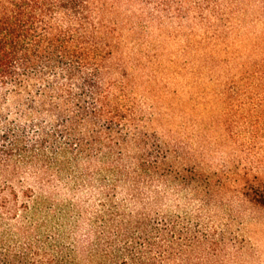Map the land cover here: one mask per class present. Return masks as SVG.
Listing matches in <instances>:
<instances>
[{"label":"trees","instance_id":"16d2710c","mask_svg":"<svg viewBox=\"0 0 264 264\" xmlns=\"http://www.w3.org/2000/svg\"><path fill=\"white\" fill-rule=\"evenodd\" d=\"M166 12L231 34L171 52ZM225 54L226 84H171ZM263 167L264 0H0V264L229 262L212 206L264 208Z\"/></svg>","mask_w":264,"mask_h":264},{"label":"rangeland","instance_id":"374dc122","mask_svg":"<svg viewBox=\"0 0 264 264\" xmlns=\"http://www.w3.org/2000/svg\"><path fill=\"white\" fill-rule=\"evenodd\" d=\"M168 13V17L166 16ZM163 17V21L161 23V28L158 31H155L156 35L162 36L161 38L165 41L169 42L168 48L171 52L177 51L180 47L184 46L186 42L194 41L199 42L203 39H220L226 40L231 32H226V23L220 22L217 32H215L212 28L207 30L203 27L202 24L199 23V19H194V14L191 13L189 16L183 14L182 16L177 17H169V12H166ZM123 15H120L122 18ZM254 28L251 26L250 33H256L257 30H253ZM126 33V30H124ZM219 37V38H218ZM128 38V37H127ZM131 40V38H129ZM206 47V44H202L201 48ZM124 52L130 53L129 48L126 50L123 48ZM132 59L134 58L133 54ZM225 62L217 61L215 58L210 59L205 62L207 64L200 70L201 74L198 78H193L189 75H186L181 80H172L171 84H226V54ZM202 109L196 110L194 114V118L196 119V124L201 126L202 128H209V120L210 117H214V114H209L205 116L207 117V121L202 118H197L201 113ZM207 129L203 132V134L198 133V145H204L205 139L207 137H213L214 134L209 132L207 134ZM226 144V140L224 141ZM227 154H232L230 150L227 151ZM233 156V155H232ZM219 157V156H217ZM238 163V162H235ZM236 165V164H234ZM235 167V166H234ZM232 167V169H234ZM260 173L264 176V167L261 169ZM260 178V176H258ZM261 180V178H260ZM99 190L89 191V192H80L78 202L81 204V211L84 209H88V211H82L83 217L87 215L88 220L92 219L95 221L97 210H102L106 205L107 200L106 197L100 193ZM225 199L223 203V208H221V202L215 201L212 207V211L210 216L212 217L214 228H218L217 230H226V237L228 239L234 238L236 246H239L242 251L241 253L234 257L233 260L227 262L226 259L222 262V264H264V208H258L251 205L241 206L236 201V197H233V193L229 192L226 196L224 193ZM120 195L114 196L112 198V202L119 203L121 201ZM110 198V197H109ZM23 201H27L26 198H21ZM57 204H68L69 200H71L70 195H62L58 196L56 199ZM221 201V200H220ZM75 202V201H74ZM72 202V203H74ZM184 200L180 202V204H184ZM165 210L168 214H180L181 211L176 209L175 204L172 201V198L169 196L167 201L165 202ZM139 209V206H138ZM230 214L232 217L229 218ZM72 218V217H70ZM89 224V223H88ZM87 222L80 223L79 230H76L77 235L86 233L89 225ZM54 222L48 221L49 229L54 227ZM97 264V263H96Z\"/></svg>","mask_w":264,"mask_h":264}]
</instances>
